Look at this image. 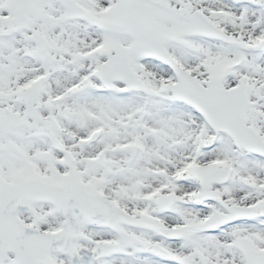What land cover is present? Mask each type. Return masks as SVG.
Here are the masks:
<instances>
[{"label": "snow or ice", "instance_id": "snow-or-ice-1", "mask_svg": "<svg viewBox=\"0 0 264 264\" xmlns=\"http://www.w3.org/2000/svg\"><path fill=\"white\" fill-rule=\"evenodd\" d=\"M0 264H264V0H0Z\"/></svg>", "mask_w": 264, "mask_h": 264}]
</instances>
